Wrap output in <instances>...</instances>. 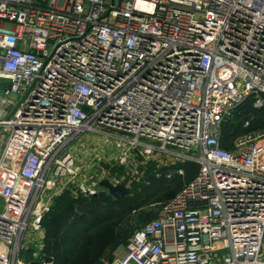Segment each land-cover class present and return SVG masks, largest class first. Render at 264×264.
Returning a JSON list of instances; mask_svg holds the SVG:
<instances>
[{
	"label": "built area",
	"instance_id": "built-area-1",
	"mask_svg": "<svg viewBox=\"0 0 264 264\" xmlns=\"http://www.w3.org/2000/svg\"><path fill=\"white\" fill-rule=\"evenodd\" d=\"M250 97L264 109V0H0V264H39L25 240L42 253L71 185L129 189L150 165L171 181L185 163L198 175L115 264H264V130L221 146ZM84 132L113 164H79Z\"/></svg>",
	"mask_w": 264,
	"mask_h": 264
},
{
	"label": "trees",
	"instance_id": "trees-1",
	"mask_svg": "<svg viewBox=\"0 0 264 264\" xmlns=\"http://www.w3.org/2000/svg\"><path fill=\"white\" fill-rule=\"evenodd\" d=\"M253 101L252 97L247 99L223 123V148L231 149L239 137L264 130V109H254ZM247 120L249 126H245ZM179 167L184 168L185 174L166 181L156 179L150 165L146 177L134 183L124 197L109 195L101 200L77 192L73 185L66 188L55 197L43 221L45 239L39 264H106L116 259L131 235L160 213L146 214L142 209L156 201H169L198 175V164H178L176 168Z\"/></svg>",
	"mask_w": 264,
	"mask_h": 264
},
{
	"label": "rangeland",
	"instance_id": "rangeland-1",
	"mask_svg": "<svg viewBox=\"0 0 264 264\" xmlns=\"http://www.w3.org/2000/svg\"><path fill=\"white\" fill-rule=\"evenodd\" d=\"M2 135L6 136L5 133H3ZM105 137L106 136L104 134L84 132L74 142H72L70 149L72 150V152L80 156L81 163L79 164H83L84 166H86L85 169H88L87 165L90 163V160L93 161L92 158H96L94 159V161L101 164L103 168H107L106 167L107 165H104V163H109V162H111L112 164L114 163V161L110 160L108 157V155H110L113 152L112 145L105 142L106 141ZM0 147H1V141H0ZM96 155L99 156L98 159ZM94 169H96V167L95 168L90 167L88 170L89 172L88 174L94 175L96 173V170ZM82 180L88 182L84 177L82 178ZM4 204H5L4 199L0 197V212H2V210L4 209ZM162 205H163V201H156L155 203L142 209V211L146 214L158 213L160 212V206L162 207ZM134 222L136 223V220ZM25 242L29 243V249L28 251L23 250L24 252H22V258L26 259L27 261L30 259L32 260V262L35 260L40 261V256H41L40 241L36 240L35 242H33L31 238H27ZM123 248L118 252V256L116 257V259L122 255ZM116 259H114L111 262L106 261V264H115ZM45 264H49V263L45 262Z\"/></svg>",
	"mask_w": 264,
	"mask_h": 264
},
{
	"label": "water",
	"instance_id": "water-1",
	"mask_svg": "<svg viewBox=\"0 0 264 264\" xmlns=\"http://www.w3.org/2000/svg\"><path fill=\"white\" fill-rule=\"evenodd\" d=\"M11 115L12 113L10 114V116ZM100 185L104 189L99 191L97 194H94V196H97L101 200H106L109 195L113 196L114 198H117L121 196H127L130 193L129 189L124 184L114 185L111 181L107 179L101 180Z\"/></svg>",
	"mask_w": 264,
	"mask_h": 264
}]
</instances>
